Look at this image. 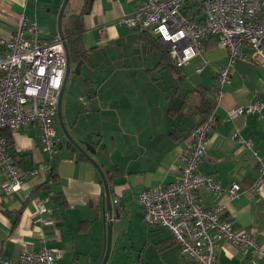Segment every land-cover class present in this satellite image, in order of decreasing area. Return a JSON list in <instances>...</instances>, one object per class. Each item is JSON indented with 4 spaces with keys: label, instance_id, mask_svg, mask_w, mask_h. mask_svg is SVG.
I'll return each instance as SVG.
<instances>
[{
    "label": "crops",
    "instance_id": "crops-1",
    "mask_svg": "<svg viewBox=\"0 0 264 264\" xmlns=\"http://www.w3.org/2000/svg\"><path fill=\"white\" fill-rule=\"evenodd\" d=\"M138 1L93 0L83 17L84 64L79 75L65 79L61 103L65 127L78 142L95 148L91 156L111 178L114 221L107 264H194L181 255L170 230L144 222L138 197L145 189L166 186L181 176L189 136L209 112L205 99L214 102L217 125L199 170L214 176L224 189L239 183L241 192L232 199L202 188L198 199L204 207L225 205L223 218L237 229L254 233L264 248V182L255 185L264 163V46L258 53L244 46L248 58L231 69V83L217 106L212 92L218 70L229 62L227 50L210 37L207 65L196 57L182 68L174 63L176 68L171 67L157 35L122 24ZM63 3L0 0V41L14 34L20 14L36 20L43 37L59 34ZM85 3L70 0L69 14L82 10ZM256 100L263 105L260 113L228 120L230 110ZM55 129L60 153L53 161L37 125L5 132L16 165L33 170L49 164L51 170L29 178L18 192L5 195L0 189V256L16 258L23 251L46 247L62 252L58 264H101L108 214L103 179L94 164L68 144L58 119ZM239 137L252 145L242 144ZM115 199L124 206L122 211ZM39 202L46 213H39ZM46 219L53 224L45 225ZM259 261L232 242H220L218 264Z\"/></svg>",
    "mask_w": 264,
    "mask_h": 264
},
{
    "label": "built area",
    "instance_id": "built-area-1",
    "mask_svg": "<svg viewBox=\"0 0 264 264\" xmlns=\"http://www.w3.org/2000/svg\"><path fill=\"white\" fill-rule=\"evenodd\" d=\"M121 22L129 29L157 35L172 62L180 68L196 57L207 65L206 41L217 38L218 45L229 56L227 66L221 67L216 75L212 95L217 106L222 102L224 88L231 83V69L239 60L248 58L244 46L250 45L256 53L262 52L264 46V0H139L135 10ZM67 63L64 39L59 34L43 37L37 21L25 14L18 17L11 38L0 41V189L5 195L18 192L29 178L51 170L49 164L33 170L16 165L11 160L5 132L15 133L26 125H37L51 161L60 153L55 124ZM262 107L261 101L256 100L249 106L232 109L228 120L234 122L246 114L260 113ZM216 125L213 110L189 136L181 176L166 186L140 193L138 202L143 208L144 222L170 230L181 255L194 264H218L222 241L232 242L262 260L254 264H264V248L254 233L237 229L225 220V205L204 207L198 199L202 188L215 195L226 193L232 199L241 192L239 183L224 189L214 176L199 170ZM238 139L242 144L252 145L251 140ZM263 182L264 163H261L255 185ZM114 204L119 211L124 209L119 199ZM38 211L47 212L41 202ZM43 223L49 226L53 221L46 219ZM61 257L60 250L45 247L36 252L23 251L16 258L0 256V263L58 264Z\"/></svg>",
    "mask_w": 264,
    "mask_h": 264
},
{
    "label": "water",
    "instance_id": "water-1",
    "mask_svg": "<svg viewBox=\"0 0 264 264\" xmlns=\"http://www.w3.org/2000/svg\"><path fill=\"white\" fill-rule=\"evenodd\" d=\"M69 1L70 0H64V3L61 7V10H60V13L58 16V33L64 39V45H65V49L67 52L68 63H67L66 78L72 73L79 75L81 73V68L84 64L83 60H81L77 65L72 64L68 43H67V40L65 38L64 31H63L62 24H63L65 11H66V8H67ZM64 89H65V86L63 87L62 92H61L59 109H58V120L60 122V125L63 129V132H64L66 138L68 139V144L72 145L73 149H76L81 154L85 155V157L94 164V166L99 171V173L103 179L104 186H105L106 209L108 212V214L106 216L107 248H106V252H105V255H104V258H103L101 264H107V261L110 257V254H111V248H112V232H113V221H114L113 207H112V202H111V192H110L111 187H110L108 179L106 177V173L103 171L102 167L98 164V162L91 156V155H95V153H96L95 148L87 142H83V141L78 142V140H76L72 136V134L69 132V130L65 127V125L63 123L62 114H61V103H62V99H63ZM82 145L85 146V149L82 147Z\"/></svg>",
    "mask_w": 264,
    "mask_h": 264
},
{
    "label": "trees",
    "instance_id": "trees-1",
    "mask_svg": "<svg viewBox=\"0 0 264 264\" xmlns=\"http://www.w3.org/2000/svg\"><path fill=\"white\" fill-rule=\"evenodd\" d=\"M92 2L93 0H86V3L83 6V9L80 11L74 12L73 14H69L68 8L65 11L62 26H63L65 38L68 43L69 52L71 56V62L74 65H77L81 60L84 59V56H85V50H84L83 42H82V32L84 30L83 17L86 13L89 12ZM142 32L146 33V31H142ZM161 51L165 54V56L167 54V56L170 58L166 50L161 48ZM170 65H172L171 67H174V68L177 67L175 64L174 65L176 67L173 65V62ZM177 68H180V67H177ZM204 107H208L206 109V110H209L207 114V117H208V115L214 110L213 108L214 102L211 101L210 99H205ZM7 138H8V149H9L13 146V144L8 136ZM107 178L110 181L111 179L110 176Z\"/></svg>",
    "mask_w": 264,
    "mask_h": 264
},
{
    "label": "rangeland",
    "instance_id": "rangeland-1",
    "mask_svg": "<svg viewBox=\"0 0 264 264\" xmlns=\"http://www.w3.org/2000/svg\"><path fill=\"white\" fill-rule=\"evenodd\" d=\"M72 75H74L73 73H72ZM58 132H61V130H60V128L58 127Z\"/></svg>",
    "mask_w": 264,
    "mask_h": 264
}]
</instances>
